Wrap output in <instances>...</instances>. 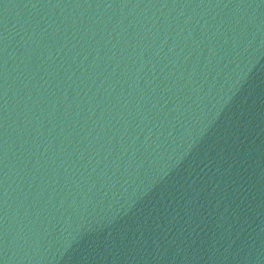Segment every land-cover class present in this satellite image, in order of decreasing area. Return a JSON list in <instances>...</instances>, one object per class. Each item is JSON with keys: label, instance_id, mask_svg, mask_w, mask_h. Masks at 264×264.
<instances>
[{"label": "water", "instance_id": "1", "mask_svg": "<svg viewBox=\"0 0 264 264\" xmlns=\"http://www.w3.org/2000/svg\"><path fill=\"white\" fill-rule=\"evenodd\" d=\"M0 264H264V0H0Z\"/></svg>", "mask_w": 264, "mask_h": 264}]
</instances>
